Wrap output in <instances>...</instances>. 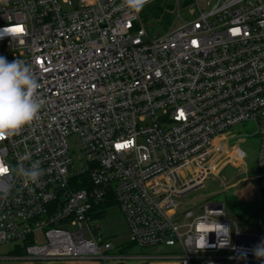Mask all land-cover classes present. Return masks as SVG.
I'll return each mask as SVG.
<instances>
[{
    "label": "built area",
    "instance_id": "obj_1",
    "mask_svg": "<svg viewBox=\"0 0 264 264\" xmlns=\"http://www.w3.org/2000/svg\"><path fill=\"white\" fill-rule=\"evenodd\" d=\"M157 1L139 14L122 0L0 4V31L23 28L17 39L0 36V56L30 65L44 100L39 120L0 142L7 165L44 170L37 184L15 172L0 178V245L13 242L23 251L15 255L264 264L253 254L264 230L239 231L224 202L179 208L218 162L246 165L245 151L219 137L247 122L259 135L264 201V0H172L181 24L151 37L142 13ZM113 205L127 223L126 244L173 250L133 254L113 244L99 223ZM207 233L199 250L195 238Z\"/></svg>",
    "mask_w": 264,
    "mask_h": 264
},
{
    "label": "rangeland",
    "instance_id": "obj_2",
    "mask_svg": "<svg viewBox=\"0 0 264 264\" xmlns=\"http://www.w3.org/2000/svg\"><path fill=\"white\" fill-rule=\"evenodd\" d=\"M160 7L162 9L158 16L148 9H145L142 13V18L151 37L181 24V20L177 15V7L172 10V0L161 1ZM167 17L169 18V23L165 27L166 23L164 21ZM0 47L3 50L0 53L7 51L5 44L0 43ZM219 138L225 141L227 147L240 146L245 151L244 160L246 165L229 164L227 161L218 162L217 174L210 175L203 185L182 195L179 198V208L192 207L197 213L201 211V208L207 202H224L227 215L236 224L239 231L263 232L262 229L257 227L258 222L264 218V201L260 195L259 182L255 179V176L262 172L256 162L259 138L257 127L254 123L247 122L234 128L232 133L222 135ZM220 141L218 140V143ZM223 181L225 182L224 184L222 183ZM99 223L103 235L111 240L113 244L122 245L128 242V226L117 206L108 207L104 216L99 219ZM234 227L235 225L232 226L233 229ZM13 247V242H5L0 245V253H7ZM129 248L133 254L143 252L153 254L171 252L173 250V248L168 247L141 249L136 245H131ZM127 261L128 264H131L136 260ZM88 262L93 263L92 261ZM134 264L148 263L139 261Z\"/></svg>",
    "mask_w": 264,
    "mask_h": 264
},
{
    "label": "clouds",
    "instance_id": "obj_3",
    "mask_svg": "<svg viewBox=\"0 0 264 264\" xmlns=\"http://www.w3.org/2000/svg\"><path fill=\"white\" fill-rule=\"evenodd\" d=\"M7 3L8 0H0V4L6 5ZM148 3L149 0H122L121 6L139 14ZM3 35L11 36L13 39L19 37V34L13 31L12 26H7L0 31V36ZM39 88L40 83L30 65L24 60L17 58L8 62L5 57L0 56V142L18 135L23 128L39 120L41 109L44 106V100L38 93ZM11 172L19 175L25 184H37L44 174L39 162H34L30 168H25L23 165L12 168L3 158H0V178ZM216 223L221 229L226 228L217 221ZM215 232L218 236L228 237L223 231ZM208 233L202 238L199 236L195 238L198 241L195 246L199 250L209 246ZM224 244L223 241L219 246H224ZM253 254L258 259H264V240L253 248Z\"/></svg>",
    "mask_w": 264,
    "mask_h": 264
},
{
    "label": "crops",
    "instance_id": "obj_4",
    "mask_svg": "<svg viewBox=\"0 0 264 264\" xmlns=\"http://www.w3.org/2000/svg\"><path fill=\"white\" fill-rule=\"evenodd\" d=\"M240 196V195H239ZM8 251L7 253H0V264H93L88 261L70 260V259H29L20 257ZM133 262L131 264H134ZM153 264H174L172 262H154Z\"/></svg>",
    "mask_w": 264,
    "mask_h": 264
},
{
    "label": "trees",
    "instance_id": "obj_5",
    "mask_svg": "<svg viewBox=\"0 0 264 264\" xmlns=\"http://www.w3.org/2000/svg\"><path fill=\"white\" fill-rule=\"evenodd\" d=\"M160 3H161V1H157V2H155V3H153V4H151L149 7H148V10H150V11H152L156 16H158L159 15V13H160V10L162 9L161 7H160ZM166 24L164 25L165 27H167V25H168V23H169V18L167 17L166 19H165V21H164ZM257 227H259L260 229H262V230H264V224L262 223V225L260 224V225H258ZM131 246V244H126V245H123V248H122V250L123 251H126V250H128L129 249V247ZM133 246V245H132ZM22 250H13V254H22Z\"/></svg>",
    "mask_w": 264,
    "mask_h": 264
},
{
    "label": "snow or ice",
    "instance_id": "obj_6",
    "mask_svg": "<svg viewBox=\"0 0 264 264\" xmlns=\"http://www.w3.org/2000/svg\"><path fill=\"white\" fill-rule=\"evenodd\" d=\"M13 31H15V32H22L23 31V28H22V26H16V27L13 28ZM5 171H6V169H5Z\"/></svg>",
    "mask_w": 264,
    "mask_h": 264
}]
</instances>
